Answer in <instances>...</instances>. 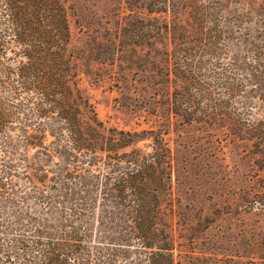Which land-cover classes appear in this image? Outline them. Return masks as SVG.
<instances>
[{"label":"rangeland","instance_id":"obj_1","mask_svg":"<svg viewBox=\"0 0 264 264\" xmlns=\"http://www.w3.org/2000/svg\"><path fill=\"white\" fill-rule=\"evenodd\" d=\"M60 1L75 86L105 135L123 130L133 142L106 151L95 176L70 185L87 213L59 206L72 200L60 199L49 181L48 201L18 180L20 224L86 226L100 264H144L126 225L129 196L100 185L104 170L126 166L119 160L136 149L158 161L156 222L174 264H264V0ZM192 44L202 45L201 74L215 88L200 101L218 111L186 122L169 105L173 88L192 85L175 66Z\"/></svg>","mask_w":264,"mask_h":264},{"label":"trees","instance_id":"obj_2","mask_svg":"<svg viewBox=\"0 0 264 264\" xmlns=\"http://www.w3.org/2000/svg\"><path fill=\"white\" fill-rule=\"evenodd\" d=\"M69 39L67 7L60 0H0V264H100L89 251L86 226L66 221L23 225L13 210L25 198L17 189L24 178L48 201L52 196L44 182H51L60 199L72 200L70 206L56 201L59 206L87 213L86 204L76 206L70 185L95 176L93 167L98 161L104 164L106 151L133 142L127 131L105 135L75 86ZM202 48L190 45L186 50H195H185L175 62L192 85L173 88L169 109L186 122L218 111L217 103L200 101L215 89L201 74ZM29 149L36 156L30 157ZM119 161L126 166L104 170L101 187L129 196L123 199L129 209L126 225L130 241L144 251V264H174L172 244L156 222L158 198L151 175L158 161L136 149Z\"/></svg>","mask_w":264,"mask_h":264}]
</instances>
